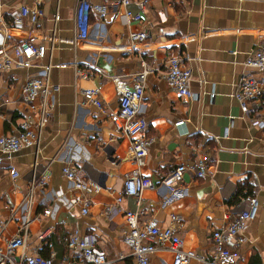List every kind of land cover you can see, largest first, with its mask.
Wrapping results in <instances>:
<instances>
[{
  "label": "crops",
  "instance_id": "crops-1",
  "mask_svg": "<svg viewBox=\"0 0 264 264\" xmlns=\"http://www.w3.org/2000/svg\"><path fill=\"white\" fill-rule=\"evenodd\" d=\"M130 1L126 8L141 14L139 22H126L119 0H89L88 33L77 40V0H0V40L6 31L12 41L33 37L35 45L49 47L52 39L39 64L64 65L50 69L49 81L58 89L38 143L9 158L0 152V249L26 222L25 245L15 250L14 259L38 253L56 263L70 257L76 261L61 237L77 229L92 235L94 248L112 264H135L123 243V212L136 209L134 200L123 196L115 206L123 176L134 169L130 139L115 131L109 114L118 106L111 76L131 75L144 60L155 68L146 77L138 112L147 124L144 135L153 138L140 169L153 184L140 196L144 218L163 226L170 214L180 216L182 249L208 258L212 228L235 213L242 197L254 195L258 211L243 232L245 241L233 264H264V116L259 115L262 127L251 125L231 96L246 71L247 52L264 40V0H148L143 9L137 0ZM22 5H37L42 15L34 23L22 18L16 30L10 27L11 13ZM130 30L147 34L134 50L126 48ZM172 55L183 57L191 69L192 98L178 95L161 78ZM39 64L0 71V136L19 127L26 112L20 86L28 76L38 75ZM91 88H98L104 112L84 101L82 90ZM180 119L183 132L173 125ZM199 158L209 166L204 176L185 172L174 194L160 185L176 164ZM64 165L75 167L83 180L99 188L77 187L62 176ZM11 168L16 177L10 175ZM35 170L46 179L28 206L26 187ZM82 199L89 204L85 214ZM44 209L50 214H43ZM106 209L112 210L109 217ZM46 229L50 233L40 240ZM171 258L168 250L159 249L151 254L150 264H170Z\"/></svg>",
  "mask_w": 264,
  "mask_h": 264
},
{
  "label": "built area",
  "instance_id": "built-area-1",
  "mask_svg": "<svg viewBox=\"0 0 264 264\" xmlns=\"http://www.w3.org/2000/svg\"><path fill=\"white\" fill-rule=\"evenodd\" d=\"M130 0H119L124 6L123 15L127 23L139 22L141 14L131 12L126 6ZM148 0H137L134 3L143 9ZM89 0H77L75 11V31L77 40L87 36L89 28ZM42 15V8L22 5L11 13L10 27L20 29L22 18L26 17L34 23ZM116 14H114L115 16ZM56 19V16H55ZM11 34L2 33L0 40V71L11 67L28 68L48 55L51 44L35 45L33 37H26L18 41L11 40ZM147 34L143 30H130L127 33V47L135 49V45L146 40ZM71 43V40L67 41ZM124 49V47H121ZM243 65L246 69L234 84L231 93L237 102L240 114L248 120L251 125L262 127L263 123L259 115L264 116V40L256 47L247 52ZM38 75L28 76L20 86V93L26 112L23 115L19 127L10 134L0 136V152L7 158L23 147L34 146L38 143L40 133L48 122V116L53 108L54 92L58 87L49 81L50 69L64 66L53 65L49 61L39 64ZM80 75L85 72L75 67ZM155 72L146 61L140 60L139 69L131 75L117 73L111 76V83L118 96L116 111L109 114L115 131L130 139L129 151L134 169L126 173L122 179V185L115 198V206L122 200L123 196L133 198L136 209L123 212L125 222V233L123 243L129 251V256L135 260V264H150V256L156 250H168L172 254L170 264H192L198 261L201 264H233L238 257L240 245L245 241L243 232L249 222L253 221L258 211V200L254 195H245L234 206L235 213L224 216L221 223L211 230L213 250L208 258H203L192 250H184L178 237V230L182 225V218L175 214L169 215L167 225H157L151 218H144L141 209V193L153 186L149 178L140 173L147 158V148L153 138L145 136L147 129L145 120L139 117L138 112L143 98L146 77ZM256 73V74H254ZM166 86L178 95L192 98L193 94L189 88L191 69L183 57L169 56L166 60V70L161 74ZM86 103L96 106L104 112L98 88L82 90ZM174 127L183 132L184 120L174 122ZM1 162V158H0ZM208 163L205 158L196 159L191 164L178 163L160 180V185L165 187L170 194H174L182 185L183 174L187 171L195 176H204L208 171ZM9 173L12 177L17 172L11 168ZM62 176L79 188L90 187L93 190L99 188V184L91 180H83L80 172L72 166L64 165L61 168ZM46 176L44 173L32 174L27 182L25 202L29 206L33 200L34 193L40 189ZM77 202V201H76ZM81 212L86 213L88 200L82 199ZM112 210L106 209L105 215L109 217ZM43 214H50V210L44 209ZM61 224H65L61 221ZM27 232L26 222L19 228L18 232L8 238L3 249H0V264H112L103 252L94 248L95 238L92 235L82 234L77 229L65 232L62 235L64 246L77 255L78 260L72 258L62 259L54 262L52 256H42L34 253L30 256L19 255L14 259L17 248L25 245ZM50 233L48 229L39 234L38 238L44 240Z\"/></svg>",
  "mask_w": 264,
  "mask_h": 264
},
{
  "label": "trees",
  "instance_id": "trees-1",
  "mask_svg": "<svg viewBox=\"0 0 264 264\" xmlns=\"http://www.w3.org/2000/svg\"><path fill=\"white\" fill-rule=\"evenodd\" d=\"M247 195V194H246ZM250 195V194H249Z\"/></svg>",
  "mask_w": 264,
  "mask_h": 264
}]
</instances>
